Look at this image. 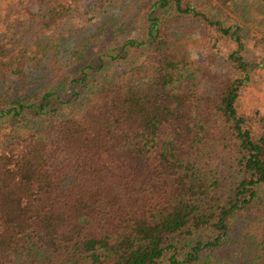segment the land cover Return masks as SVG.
Returning <instances> with one entry per match:
<instances>
[{"label": "trees", "instance_id": "obj_1", "mask_svg": "<svg viewBox=\"0 0 264 264\" xmlns=\"http://www.w3.org/2000/svg\"><path fill=\"white\" fill-rule=\"evenodd\" d=\"M255 27L264 0H0V264H264Z\"/></svg>", "mask_w": 264, "mask_h": 264}, {"label": "rangeland", "instance_id": "obj_2", "mask_svg": "<svg viewBox=\"0 0 264 264\" xmlns=\"http://www.w3.org/2000/svg\"><path fill=\"white\" fill-rule=\"evenodd\" d=\"M83 1V0H82ZM33 10V9H32ZM108 25V23H107ZM27 30V23L26 25H23L20 30ZM262 31H264V27L262 29H257L256 27L253 29V34L257 37H259L262 34ZM16 41L14 42L15 48H23L24 46H27V32L26 37L22 38L21 42H18V38H14ZM102 42V41H101ZM27 48V47H26ZM245 58L248 61H251L252 63H255L256 67L251 72L252 78L254 82L250 86L248 92L246 93L245 97V103L248 107L255 106L262 112H264V43L259 44L258 46H253L252 44H248L247 51L245 52ZM257 63H261V65L257 66ZM48 76H59V70L55 67L52 71L49 73ZM7 86V89L10 93H14L15 91L20 92L27 88V85L23 86H16L12 83H6L2 84L1 86ZM25 86L24 89H22Z\"/></svg>", "mask_w": 264, "mask_h": 264}]
</instances>
